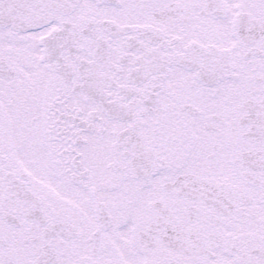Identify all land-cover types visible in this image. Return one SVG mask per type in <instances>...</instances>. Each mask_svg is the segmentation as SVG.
<instances>
[{"label":"flooded vegetation","instance_id":"obj_1","mask_svg":"<svg viewBox=\"0 0 264 264\" xmlns=\"http://www.w3.org/2000/svg\"><path fill=\"white\" fill-rule=\"evenodd\" d=\"M264 0H81L0 26V264H264Z\"/></svg>","mask_w":264,"mask_h":264},{"label":"water","instance_id":"obj_2","mask_svg":"<svg viewBox=\"0 0 264 264\" xmlns=\"http://www.w3.org/2000/svg\"><path fill=\"white\" fill-rule=\"evenodd\" d=\"M81 0H0V26L18 31L47 24L52 12H71ZM259 36L264 39V17L258 21Z\"/></svg>","mask_w":264,"mask_h":264}]
</instances>
